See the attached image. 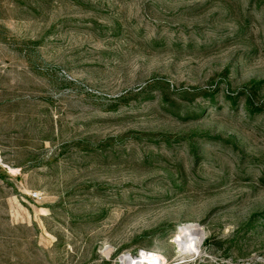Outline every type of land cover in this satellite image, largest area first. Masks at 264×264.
Wrapping results in <instances>:
<instances>
[{"label": "rangeland", "instance_id": "1", "mask_svg": "<svg viewBox=\"0 0 264 264\" xmlns=\"http://www.w3.org/2000/svg\"><path fill=\"white\" fill-rule=\"evenodd\" d=\"M135 261L264 264V0H0V264Z\"/></svg>", "mask_w": 264, "mask_h": 264}, {"label": "trees", "instance_id": "2", "mask_svg": "<svg viewBox=\"0 0 264 264\" xmlns=\"http://www.w3.org/2000/svg\"><path fill=\"white\" fill-rule=\"evenodd\" d=\"M228 98V97H227ZM231 99V98H229ZM235 98H232L230 100V105L231 107L233 108L234 105L236 104V102L234 101ZM244 107V110L246 111V113L250 116V117H254V116H257L259 113H261V110L260 108H258V106H255L250 100H246L245 102V105L243 106ZM190 153L195 156L196 155V150L197 148L195 147V144L194 143H191L190 145Z\"/></svg>", "mask_w": 264, "mask_h": 264}, {"label": "bare ground", "instance_id": "3", "mask_svg": "<svg viewBox=\"0 0 264 264\" xmlns=\"http://www.w3.org/2000/svg\"><path fill=\"white\" fill-rule=\"evenodd\" d=\"M192 234L193 233H191L189 236H188V241L187 242H189V245L191 246V248L193 249L195 246H196V244H197V239L195 238V236H192ZM196 242V244L194 245V243ZM185 245V244H184ZM183 246V245H182ZM186 247V246H185ZM185 247H183V249H185ZM147 257V256H146ZM143 261V260H142ZM134 262V261H133ZM133 262H129V264H132ZM144 262V261H143ZM139 264L141 263V262H138ZM136 261H135V263L134 264H138ZM146 263V262H145Z\"/></svg>", "mask_w": 264, "mask_h": 264}, {"label": "built area", "instance_id": "4", "mask_svg": "<svg viewBox=\"0 0 264 264\" xmlns=\"http://www.w3.org/2000/svg\"><path fill=\"white\" fill-rule=\"evenodd\" d=\"M37 194H34V197L36 196Z\"/></svg>", "mask_w": 264, "mask_h": 264}]
</instances>
